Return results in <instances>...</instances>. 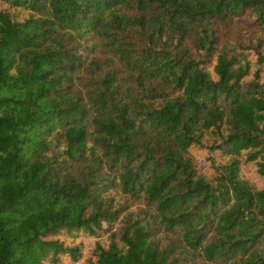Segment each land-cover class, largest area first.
<instances>
[{
	"label": "trees",
	"instance_id": "obj_1",
	"mask_svg": "<svg viewBox=\"0 0 264 264\" xmlns=\"http://www.w3.org/2000/svg\"><path fill=\"white\" fill-rule=\"evenodd\" d=\"M0 264H264V0H0Z\"/></svg>",
	"mask_w": 264,
	"mask_h": 264
},
{
	"label": "rangeland",
	"instance_id": "obj_2",
	"mask_svg": "<svg viewBox=\"0 0 264 264\" xmlns=\"http://www.w3.org/2000/svg\"><path fill=\"white\" fill-rule=\"evenodd\" d=\"M100 241L101 243H106L107 233L100 235V236H91L85 240V252H91L95 246L96 241Z\"/></svg>",
	"mask_w": 264,
	"mask_h": 264
}]
</instances>
